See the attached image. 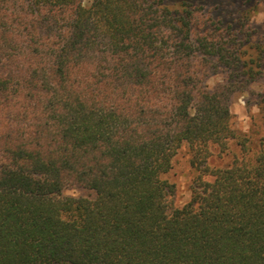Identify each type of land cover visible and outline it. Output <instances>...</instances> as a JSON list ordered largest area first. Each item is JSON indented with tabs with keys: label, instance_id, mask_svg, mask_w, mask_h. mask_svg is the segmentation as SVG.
I'll return each mask as SVG.
<instances>
[{
	"label": "trees",
	"instance_id": "trees-1",
	"mask_svg": "<svg viewBox=\"0 0 264 264\" xmlns=\"http://www.w3.org/2000/svg\"><path fill=\"white\" fill-rule=\"evenodd\" d=\"M260 7L0 0V264H264V152L230 110L240 91L264 110ZM183 146L198 176L169 211Z\"/></svg>",
	"mask_w": 264,
	"mask_h": 264
},
{
	"label": "rangeland",
	"instance_id": "rangeland-1",
	"mask_svg": "<svg viewBox=\"0 0 264 264\" xmlns=\"http://www.w3.org/2000/svg\"><path fill=\"white\" fill-rule=\"evenodd\" d=\"M86 4L90 0H85ZM256 23L264 22V7H260L254 16ZM224 81V75L218 74L208 80L210 87ZM255 92L264 93V78H260L251 84ZM231 113L234 115L233 122L235 131L240 136L248 138V157L253 158L260 152H264V110L263 104L255 101V95L247 92H237L231 101ZM240 155V147L236 141L229 143V148L221 151L220 148H213V155L209 158V165L214 168L228 167L235 155ZM198 172L190 164V154L187 146H183L173 158L172 168L165 175V178L173 186L167 197L168 209L172 211L186 205L192 196V188L195 185ZM204 179L211 180L210 176ZM64 195L74 197H94V193L81 187H73L65 190Z\"/></svg>",
	"mask_w": 264,
	"mask_h": 264
}]
</instances>
